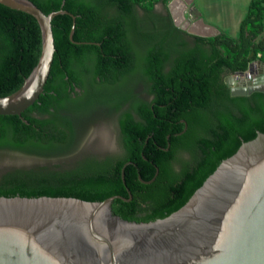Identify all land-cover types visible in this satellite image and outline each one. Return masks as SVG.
<instances>
[{
	"label": "trees",
	"instance_id": "16d2710c",
	"mask_svg": "<svg viewBox=\"0 0 264 264\" xmlns=\"http://www.w3.org/2000/svg\"><path fill=\"white\" fill-rule=\"evenodd\" d=\"M51 21L54 54L38 99L18 116H0V151L50 157L88 110L116 115L121 157L73 169H15L0 176V197L114 199L113 215L151 222L179 209L219 163L264 133V93L230 96L223 81L264 61V0H250L236 38L189 35L172 24L167 0H28ZM155 3L164 7L157 12ZM36 20L0 5V98L37 63ZM261 61V60H260ZM141 83L145 97L133 94ZM69 89V90H68ZM97 91V92H95ZM99 91V92H98ZM76 123V124H75ZM60 150V149H59ZM188 159L174 164L178 154ZM50 155V156H49ZM123 185L120 172L123 165ZM158 174L150 184L149 181Z\"/></svg>",
	"mask_w": 264,
	"mask_h": 264
},
{
	"label": "water",
	"instance_id": "95a60500",
	"mask_svg": "<svg viewBox=\"0 0 264 264\" xmlns=\"http://www.w3.org/2000/svg\"><path fill=\"white\" fill-rule=\"evenodd\" d=\"M0 5L33 17L41 35L36 65L13 93L0 98V116H18L43 91L54 54L52 19L28 0ZM171 6H168V10ZM183 18L182 14H179ZM188 24L192 22L186 19ZM183 29V28H182ZM188 33L203 35L194 29ZM253 75L250 82L234 76ZM224 83L230 96L264 93V62L255 60ZM123 165L120 178L125 185ZM158 174L149 181L150 184ZM111 196L100 202L65 197H0V264H264V133L243 142L222 160L179 209L151 222L113 215Z\"/></svg>",
	"mask_w": 264,
	"mask_h": 264
},
{
	"label": "rangeland",
	"instance_id": "374dc122",
	"mask_svg": "<svg viewBox=\"0 0 264 264\" xmlns=\"http://www.w3.org/2000/svg\"><path fill=\"white\" fill-rule=\"evenodd\" d=\"M173 2V0H167V8L168 6H171L169 15L172 24L182 31L186 32L187 34L192 35L188 33V31L193 30V27L186 22V19H188L187 14L184 13L183 18H180L178 14L180 6L175 5V3ZM149 3L150 0H146V4ZM154 8L157 12L164 13V7L160 3H155ZM230 33L231 35H233L232 31H230ZM236 33L237 32H235V35H237ZM261 36H264V30ZM259 60L264 62L262 59ZM230 76L234 75L225 72L223 75V81H225ZM236 77L237 75L233 78L237 82ZM132 89L133 94L137 97H145L144 88L141 83L135 84ZM83 118L88 119V121L84 122L83 124H80V122V125H76L77 133L75 135L76 137L79 133L77 146H79L81 150L80 153L93 155L99 158L120 156L121 147L116 115L111 110L103 108L100 110L98 109L96 112L88 110ZM74 158H50L28 155L24 153L0 151V176L15 169H35L42 166L48 168L59 167L61 169H66L73 166L75 161ZM187 159V154L179 153L178 161L174 164V169L178 170V168L180 167V163L186 161Z\"/></svg>",
	"mask_w": 264,
	"mask_h": 264
},
{
	"label": "crops",
	"instance_id": "0c3cea01",
	"mask_svg": "<svg viewBox=\"0 0 264 264\" xmlns=\"http://www.w3.org/2000/svg\"><path fill=\"white\" fill-rule=\"evenodd\" d=\"M180 6L179 13L187 14L189 24L199 34L217 35L223 33L236 38L241 19L247 11L250 0H173ZM232 31L233 35H231ZM235 32H237L235 35Z\"/></svg>",
	"mask_w": 264,
	"mask_h": 264
},
{
	"label": "flooded vegetation",
	"instance_id": "af4514ba",
	"mask_svg": "<svg viewBox=\"0 0 264 264\" xmlns=\"http://www.w3.org/2000/svg\"><path fill=\"white\" fill-rule=\"evenodd\" d=\"M168 9V8H167ZM169 12V10H168ZM238 82V81H237ZM69 90V89H68ZM80 123V122H79ZM84 121H81L80 124H83ZM76 124V123H75ZM76 124V125H80ZM76 125L71 126L70 130L67 131V137H66V142L58 145L59 149H57L54 154L50 156V158H74V164L70 168L66 169H61L59 167L55 168H49L51 170H67V169H73L77 167L78 165L82 164H88V165H100V164H110V163H115L122 155V149L120 150V156L118 157H96L93 155H86V154H81L80 153V148L77 146L78 142L77 139L79 137V133L76 135ZM77 146V147H76ZM48 168V167H47Z\"/></svg>",
	"mask_w": 264,
	"mask_h": 264
},
{
	"label": "bare ground",
	"instance_id": "6f19581e",
	"mask_svg": "<svg viewBox=\"0 0 264 264\" xmlns=\"http://www.w3.org/2000/svg\"><path fill=\"white\" fill-rule=\"evenodd\" d=\"M247 75H245V74H243V75H237V77H236L237 78V81L239 80V83H241V82H244V83L250 82L252 80V78H253V75L252 76L250 75L249 77Z\"/></svg>",
	"mask_w": 264,
	"mask_h": 264
}]
</instances>
